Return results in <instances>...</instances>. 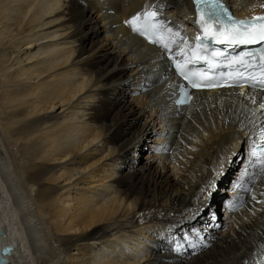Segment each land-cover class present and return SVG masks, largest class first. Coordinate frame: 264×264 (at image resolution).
<instances>
[{
	"label": "bare ground",
	"instance_id": "bare-ground-1",
	"mask_svg": "<svg viewBox=\"0 0 264 264\" xmlns=\"http://www.w3.org/2000/svg\"><path fill=\"white\" fill-rule=\"evenodd\" d=\"M221 1L237 20L264 15V0ZM148 9L168 50L126 23ZM0 29V45L10 44L0 48L10 264H264V171L249 156L264 109L230 90L197 92L184 107L171 98L166 56L199 29L191 0H0ZM13 31L33 34L11 43ZM69 108L83 126L63 114ZM95 142L108 153L92 154ZM107 157L116 171L98 166ZM95 178L114 195H73L70 186Z\"/></svg>",
	"mask_w": 264,
	"mask_h": 264
},
{
	"label": "snow or ice",
	"instance_id": "snow-or-ice-1",
	"mask_svg": "<svg viewBox=\"0 0 264 264\" xmlns=\"http://www.w3.org/2000/svg\"><path fill=\"white\" fill-rule=\"evenodd\" d=\"M197 5H203L204 10L201 12L200 20L198 21L202 35L195 37L194 44H190L187 39L181 38V43L178 45L180 52L178 55L184 56V47L191 49V56H184L183 63L176 62L175 67L179 75L187 81L195 89H216L223 87H232L233 84L228 79L216 80L214 78L215 70L218 67V61L224 57V53L219 49H212L210 44L215 43L219 45H235V44H250L256 41H264V15L254 16L250 20H234L232 16L228 15L223 5L219 0H195ZM264 8V4L260 5ZM198 11L200 8L198 7ZM145 18L151 17L153 21L156 20L157 13H145ZM140 16H134L126 21L133 32L149 40L150 43H157L158 41L151 38L154 24L146 23L143 28L137 27L136 21L140 20ZM227 20V23L225 22ZM162 27V26H161ZM172 32L171 28L167 29ZM179 35V33H176ZM163 47L168 50V44H163ZM264 59V58H262ZM203 61L208 68L204 71L194 72L189 67L190 65ZM243 58L240 61H233V63H243ZM239 79H246L243 74H240ZM233 79H236L233 77ZM243 88V84H238ZM190 99V97H189ZM181 104L187 103L186 100L180 101ZM264 109V104L260 105ZM255 156L256 152L253 151ZM261 171H264V153H261ZM264 195V193H261ZM252 200H257L253 195ZM259 202V201H257Z\"/></svg>",
	"mask_w": 264,
	"mask_h": 264
},
{
	"label": "rangeland",
	"instance_id": "rangeland-1",
	"mask_svg": "<svg viewBox=\"0 0 264 264\" xmlns=\"http://www.w3.org/2000/svg\"><path fill=\"white\" fill-rule=\"evenodd\" d=\"M0 30H2V29H0ZM33 34V32H31V33H25V34H21V35H17L16 36V32L15 31H13L12 33L11 32H9V33H7V37H8V39H10L11 40V43L12 42H14V41H16V40H20V39H26V36H27V38L28 37H30L31 35ZM57 34H60V32H58ZM12 35V36H11ZM57 38H59V37H57ZM5 42V40H3V43ZM10 44H5V45H0V48H1V46H2V48H5V47H8ZM62 46H64L65 48H69L70 46L69 45H67V44H64V45H62ZM24 48H25V46H22V50H24ZM20 49V50H21ZM18 50V49H17ZM21 52H23V51H21ZM78 96H80V95H78ZM78 96L74 99V101L78 98ZM60 111H64V109H58L57 110V112H60ZM63 114H67V116H71V118H72V122L73 123H75L76 125H78V122H79V126L80 125H82L83 123L82 122H84L83 120H78V119H76L77 118V116H79L80 115V112H79V114H78V112H76L74 109H71V108H69V109H67V110H65L64 112H63ZM82 123V124H81ZM83 126V125H82ZM98 146V147H97ZM89 149L91 150V152H93L92 154H94V155H99V154H102V155H105L106 153H108V149H105L104 147H101L100 146V144H99V142H98V144L95 142L93 145H91L90 147H89ZM95 149V150H94ZM99 149V150H98ZM90 150H87V152L89 151L90 152ZM93 150V151H92ZM105 150V151H104ZM95 151H97V152H95ZM99 151V152H98ZM148 152L147 151H145L144 153H143V155H146ZM108 159H110V157H107V158H103L100 162H99V164H98V166H101V164H109L110 166L109 167H107L106 166V168L108 169H112V171H116L117 170V167H114V166H112L113 165V163H111V162H109L108 161ZM238 164V163H237ZM112 167V168H111ZM114 167V168H113ZM236 169H238V165H236V167H235ZM231 176H232V174H231ZM230 179V178H229ZM100 182L98 181V178L96 179L95 178V181L94 182H92L91 184L90 183H88V181H87V183H84V182H78V184L77 185H74V186H70V190H71V192H73V195L74 194H79V193H81L83 190H86V188H89L88 189V193H89V195H98L99 196V194L101 195V198H104L105 200H108L109 199V197H111V195L113 196L114 195V193H111V188L112 187H110L109 185V182H104V183H100ZM106 184V185H105ZM230 185V184H229ZM76 186V187H75ZM109 186V187H108ZM105 188V189H104ZM110 188V189H109ZM221 188H220V186H218L217 187V190H220ZM229 189H230V187H225V188H223L222 189V191H223V193L221 192V194L223 195V197L224 196H226L225 194L229 191ZM107 190V191H106ZM110 190V191H109ZM64 191V190H63ZM77 191V192H76ZM100 191V192H99ZM105 191H106V195H105ZM103 192H104V194H103ZM109 193V194H108ZM103 195V196H102ZM226 198V197H225ZM224 198V199H225ZM223 199V200H224ZM224 201H226V200H224ZM223 208H224V206H221L219 209H218V215H217V218H218V220H220V219H223L224 218V214H222V213H224L223 212ZM37 209H39V210H37ZM35 211L36 212H38L37 214H39L41 217L43 216V217H47V211L46 210H44V209H40V208H36L35 209ZM220 222V221H219ZM112 241H110V242H117V240L115 239V238H112L111 239ZM110 242L109 243H106L105 245H104V248L103 249H101V252H103V253H105V259L107 258H110L111 259V253L114 251L112 248H111V244H110ZM135 242V241H134ZM133 241H131V244H129L128 246H127V248H129L128 250H133L134 248H137L138 247V245H136L137 243L135 242L134 243ZM24 244H25V241L23 242ZM133 243V244H132ZM110 244V245H109ZM131 245V246H130ZM133 246V247H132ZM136 246V247H135ZM131 247V248H130ZM107 253V254H106ZM110 254V255H109ZM107 255V256H106ZM111 256V257H110ZM116 260H118V258H115V261ZM25 264H28L27 262H28V259L27 260H25ZM31 264H33V263H31Z\"/></svg>",
	"mask_w": 264,
	"mask_h": 264
},
{
	"label": "water",
	"instance_id": "water-1",
	"mask_svg": "<svg viewBox=\"0 0 264 264\" xmlns=\"http://www.w3.org/2000/svg\"><path fill=\"white\" fill-rule=\"evenodd\" d=\"M2 235H3V231L0 229V264H10L7 257L11 254L13 246L12 245L2 246L1 244Z\"/></svg>",
	"mask_w": 264,
	"mask_h": 264
}]
</instances>
